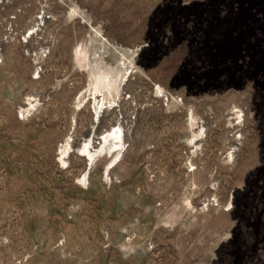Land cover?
I'll return each instance as SVG.
<instances>
[{
	"label": "rangeland",
	"instance_id": "rangeland-1",
	"mask_svg": "<svg viewBox=\"0 0 264 264\" xmlns=\"http://www.w3.org/2000/svg\"><path fill=\"white\" fill-rule=\"evenodd\" d=\"M257 9L0 0V264H264ZM113 127L89 171L77 149Z\"/></svg>",
	"mask_w": 264,
	"mask_h": 264
},
{
	"label": "bare ground",
	"instance_id": "bare-ground-1",
	"mask_svg": "<svg viewBox=\"0 0 264 264\" xmlns=\"http://www.w3.org/2000/svg\"><path fill=\"white\" fill-rule=\"evenodd\" d=\"M98 83L104 85L103 79H101V78L98 79ZM234 112L236 114L235 115L236 119L241 118L243 116L242 110L238 109L237 107L234 108L233 113ZM242 121H243V119H242ZM200 127L201 126H199L198 129H200ZM202 127H201V129H202ZM120 134H121L120 128L119 127H117V128L113 127L110 131H108L102 135V138L99 140V143L96 147L91 146L90 141H86L82 147L80 146L77 149V153L79 152L78 155L80 157L84 158V160L86 162H89V167H90L89 171L92 169V167H94V164H95L97 158L109 157V161L106 164L107 166L109 164L112 166V164H114L116 162V159L118 157V154L120 153V150L122 149V144H123V143L121 144V142H120L121 141ZM198 135L199 134H197V137H199ZM62 149H63V151H61V155H66V154H69V152L72 150V146L70 143H66L65 147ZM232 149H234V147H232ZM230 153H232V152H230ZM86 167H88L87 163H86ZM85 172L88 173L87 171H85ZM83 176H85V174ZM85 178H84V180H85Z\"/></svg>",
	"mask_w": 264,
	"mask_h": 264
},
{
	"label": "flooded vegetation",
	"instance_id": "flooded-vegetation-1",
	"mask_svg": "<svg viewBox=\"0 0 264 264\" xmlns=\"http://www.w3.org/2000/svg\"><path fill=\"white\" fill-rule=\"evenodd\" d=\"M249 1V3H256L257 6H258V9L256 11L257 14L260 15V18L257 19V21L260 23V25H258L257 29L260 31V32H263L264 33V0H247ZM247 15V14H246ZM248 16V15H247ZM248 19L249 18H246L244 20V25H245V28L243 30V33L245 34V37H246V40L244 42V45L246 46V49L249 51H252L253 50V47L254 45L255 46H258V44L260 42H263L264 41V38H258L255 40V44L253 42V31L248 23ZM261 19V20H260ZM263 20V23L261 22ZM251 64V63H250ZM254 64V63H252ZM246 72L249 74L250 71L249 70H246Z\"/></svg>",
	"mask_w": 264,
	"mask_h": 264
},
{
	"label": "built area",
	"instance_id": "built-area-1",
	"mask_svg": "<svg viewBox=\"0 0 264 264\" xmlns=\"http://www.w3.org/2000/svg\"><path fill=\"white\" fill-rule=\"evenodd\" d=\"M37 27L38 26L26 31V33L23 35V38L21 39L23 44L28 43L32 38H34L37 35V32H38V28ZM38 55H39V59H43V58L47 57L48 48L47 47L41 48L39 50V52H38ZM1 64H2V48L0 46V65Z\"/></svg>",
	"mask_w": 264,
	"mask_h": 264
}]
</instances>
